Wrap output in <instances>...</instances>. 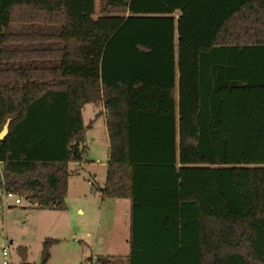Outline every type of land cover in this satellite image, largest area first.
<instances>
[{
  "label": "trees",
  "instance_id": "obj_1",
  "mask_svg": "<svg viewBox=\"0 0 264 264\" xmlns=\"http://www.w3.org/2000/svg\"><path fill=\"white\" fill-rule=\"evenodd\" d=\"M0 0V188L66 208L82 108L109 139L103 197L130 198L127 255L95 264H264V0ZM175 14H178L177 16ZM178 86V100L174 88ZM99 113H96L98 116ZM18 246V264H46Z\"/></svg>",
  "mask_w": 264,
  "mask_h": 264
},
{
  "label": "rangeland",
  "instance_id": "obj_2",
  "mask_svg": "<svg viewBox=\"0 0 264 264\" xmlns=\"http://www.w3.org/2000/svg\"><path fill=\"white\" fill-rule=\"evenodd\" d=\"M100 8L101 0H96L94 16L100 14ZM97 108L94 103L83 106V120L86 125L94 118ZM85 139L89 147L86 157L90 161L83 162L79 174L68 176L65 209H54L50 214H43L27 199L23 200L22 205L10 207L4 204L5 199L0 196V261L3 246L9 249L10 260L15 264L21 259L18 246L26 248L28 261H40L42 242L45 238L57 240L50 247V257L46 264H95L94 257L97 253L109 252L106 247L92 249L90 238L85 235L87 231L93 233L96 229L104 230L112 222V218L108 219L106 216L107 209L103 214L104 219L101 217L100 221L97 220L96 211L100 197L97 194L93 197L90 195L92 185L89 179L92 174H97L96 187H102L104 182L105 167L97 162L104 161L107 157V150L102 142L104 124L101 118L97 121L92 120L91 126L86 130ZM69 168L71 169L70 165ZM1 170L0 163V173ZM84 193L86 195H83ZM6 201L11 202V199ZM79 206L84 208V214L77 211Z\"/></svg>",
  "mask_w": 264,
  "mask_h": 264
},
{
  "label": "crops",
  "instance_id": "obj_3",
  "mask_svg": "<svg viewBox=\"0 0 264 264\" xmlns=\"http://www.w3.org/2000/svg\"><path fill=\"white\" fill-rule=\"evenodd\" d=\"M176 16L178 14H175ZM255 59L254 61L248 60L247 62H250L249 64H254L255 66V72L256 75L261 76L263 75V69H264V55L262 53H257L254 55ZM175 98L178 100V86L176 85L174 88ZM98 107L97 111L94 113L93 121H97V119L101 118L104 124V140L102 139V142L105 144V148L107 150V157L104 161L97 160L99 164H102L105 167V174L103 175V184L104 186L105 180H106V170H107V162H108V146H109V139H108V133L106 128V114L103 110V108L96 104ZM83 111V108H82ZM96 113H99L98 116H96ZM83 117V113H82ZM91 120V121H92ZM84 121V120H83ZM88 147V146H87ZM89 151V147H88ZM88 155V154H87ZM86 155V156H87ZM98 159V158H97ZM86 162H89V158H85ZM83 162H70L69 165L71 166V170H76V172H72L71 174H79V168L81 165H83ZM95 161L93 160V163ZM73 166V168H72ZM96 173L92 174V177L89 179L92 184H95L98 186V183L96 182ZM100 188V187H99ZM99 193V194H98ZM97 196L100 197V203L97 206V220L100 221L101 217L104 219L103 214L105 209H107V218L111 219L112 222L110 223V226L104 230L97 231L94 230L93 233L90 231L86 232V236L90 238V242L92 244V249L95 250L96 247L103 248L106 247L109 251L108 253H97L96 255H127L129 253V239H130V229H131V200L130 198H110V197H103L101 192L94 190L92 188L91 190V196ZM83 195H86L84 193ZM22 205V204H21ZM10 207H14L15 205L9 204ZM38 210V212H42L43 214H50V212H54V209L50 208H38L35 207ZM77 211L81 214H84V208L78 207ZM105 245V246H104ZM97 248V249H98ZM118 251V252H116Z\"/></svg>",
  "mask_w": 264,
  "mask_h": 264
},
{
  "label": "built area",
  "instance_id": "obj_4",
  "mask_svg": "<svg viewBox=\"0 0 264 264\" xmlns=\"http://www.w3.org/2000/svg\"><path fill=\"white\" fill-rule=\"evenodd\" d=\"M1 190L3 192L2 191L0 192V196L4 197V199H5L4 204L5 205H9V204L21 205L23 203V200L25 199V197H23L22 195H18V194H15L13 192L5 191L3 188H1ZM7 199H11V202H7L6 201ZM1 254H2V259L0 261V264H15L10 260L9 249L6 246L2 247Z\"/></svg>",
  "mask_w": 264,
  "mask_h": 264
},
{
  "label": "water",
  "instance_id": "obj_5",
  "mask_svg": "<svg viewBox=\"0 0 264 264\" xmlns=\"http://www.w3.org/2000/svg\"><path fill=\"white\" fill-rule=\"evenodd\" d=\"M8 131V120L4 123L2 129L0 130V140L4 138Z\"/></svg>",
  "mask_w": 264,
  "mask_h": 264
}]
</instances>
